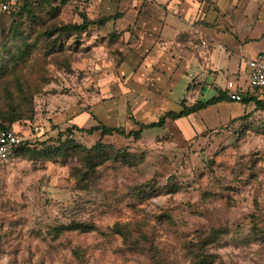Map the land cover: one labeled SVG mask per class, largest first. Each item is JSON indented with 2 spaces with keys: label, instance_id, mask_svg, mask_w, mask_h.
Segmentation results:
<instances>
[{
  "label": "rangeland",
  "instance_id": "374dc122",
  "mask_svg": "<svg viewBox=\"0 0 264 264\" xmlns=\"http://www.w3.org/2000/svg\"><path fill=\"white\" fill-rule=\"evenodd\" d=\"M122 1L129 11L111 19L120 27L137 19L130 0H37L34 17H4L0 109L9 100L22 107L31 102L40 140L72 125L112 123L104 116V88L122 82L118 69L132 51L135 23L119 31L96 22L124 11ZM212 93L207 88L203 98ZM241 105L221 102L199 111L193 120L203 125L195 131L174 122L144 129L137 139L74 131L87 148L100 140L138 157L130 164L105 161L88 187L71 176L82 165L75 155L62 161L22 153L0 162V264H153L150 243L164 264H190L188 243L211 228L226 230L206 247L212 264H264V111ZM129 115V104L117 108L114 125L137 129ZM18 128L30 132L24 121ZM144 184L147 195L136 198L134 188ZM73 222L88 229H68ZM115 224L125 225L144 249L125 245Z\"/></svg>",
  "mask_w": 264,
  "mask_h": 264
},
{
  "label": "crops",
  "instance_id": "0c3cea01",
  "mask_svg": "<svg viewBox=\"0 0 264 264\" xmlns=\"http://www.w3.org/2000/svg\"><path fill=\"white\" fill-rule=\"evenodd\" d=\"M130 1L136 21L120 27L111 20L106 22V27L112 23L108 29L115 24L119 31L135 23L136 37L132 51L118 69L122 82L104 88L108 96L103 101L104 116L113 118L112 123L105 121L107 126H115V110L127 104L138 121L143 116L159 118L167 111L180 110V100L188 97L192 80L206 82L204 91L210 88L212 95V85L223 89L232 77L244 82L245 62L264 56V0ZM122 2L124 11L103 17L119 14L118 20L129 11L127 3ZM199 36L206 38L208 49L201 47ZM195 114L167 121L166 125L186 123L189 131L201 129L202 123H194ZM18 126L14 129L21 131Z\"/></svg>",
  "mask_w": 264,
  "mask_h": 264
},
{
  "label": "trees",
  "instance_id": "16d2710c",
  "mask_svg": "<svg viewBox=\"0 0 264 264\" xmlns=\"http://www.w3.org/2000/svg\"><path fill=\"white\" fill-rule=\"evenodd\" d=\"M36 1L37 0H24L23 6L20 11L9 14H2L0 15V21H2L4 17L7 16L20 18L26 13L31 17H34L33 6L34 2ZM118 15L119 14L110 17H101L97 20L96 24H98L99 26L104 25L108 20L116 19ZM85 25L82 24V26H63L61 30L69 31L73 29H81L84 28ZM206 86V82L192 80L187 87V92L191 96H193V94L195 93H198V95L202 96L204 88ZM212 87L214 89V95L206 99L198 96L192 101L183 98L182 100H180V110L167 111L155 122L146 124L136 120L133 116L129 115V119L133 120L138 126V128L135 130L126 131L123 126H107L102 123H97L89 128H82L72 125L66 129L59 130L56 137H49L45 140L39 139V137L42 136L43 133L34 132L32 129L33 125L38 121H36L35 119V114L31 102L24 104V106L22 107L21 104H16L9 100L10 102L6 104L5 108L0 109V130L7 128L14 129L15 123L19 125L20 121H24L25 123H28L30 132L25 134V132H23L22 130L17 131L18 134L23 138L22 142L15 148V150L9 155L7 159L22 153H29V155L32 157L44 159L60 158L62 161H65L67 158L76 156L80 159L82 165L75 168L71 172V176H73L77 180V183L79 185L88 187V185L94 182V178L97 174V167L102 165L105 161L120 160L124 164H130L135 163L138 157L137 155L128 152L127 149L115 150L112 144L104 143L100 140L87 148L83 146L78 140H75L73 138L74 131L84 132L88 135L94 132H99L100 137L108 135H120L137 139L141 137V133L144 129L165 127L167 121H176L179 118L187 117L191 114L197 113L203 109L217 105L221 102H236L229 98L227 92L224 89H221L217 85H212ZM239 103H241L244 107L253 106L254 110L264 111V99L259 98V95L256 92H245L243 100H241ZM238 118L239 117L232 118L230 122H234ZM240 118H242V116H240ZM198 136H204V133L201 132L194 137L196 138ZM143 157L144 155L142 153L140 156V160H142ZM146 187L147 184L135 187V197H145L147 195ZM68 229L86 231L88 228L85 225L73 222L70 227H68ZM112 230L122 236L125 245H129L132 242V245L135 249H144L142 246H139L137 241L133 242L131 238V232L125 225L115 224ZM224 233H226V230L224 229L211 228L206 234H197L195 236V239H197L196 242L188 243L187 245L188 253L191 256L190 264H212V257L210 254L206 253V247L209 244L217 241ZM147 252L151 257L153 264H164L163 253L158 250L155 244L150 243L147 248Z\"/></svg>",
  "mask_w": 264,
  "mask_h": 264
},
{
  "label": "built area",
  "instance_id": "2783aa9c",
  "mask_svg": "<svg viewBox=\"0 0 264 264\" xmlns=\"http://www.w3.org/2000/svg\"><path fill=\"white\" fill-rule=\"evenodd\" d=\"M24 0H0V15L20 11ZM203 49H208V42L203 36L198 37ZM247 76L244 82L236 77L227 79L224 84V90L233 101L240 102L244 98V93L256 92L259 98L264 99V56L259 55L248 59L245 62ZM34 132L41 131L38 123L32 127ZM22 136L17 130L7 128L0 130V161L6 160L15 148L22 142Z\"/></svg>",
  "mask_w": 264,
  "mask_h": 264
}]
</instances>
